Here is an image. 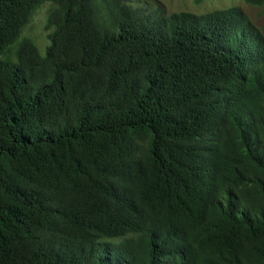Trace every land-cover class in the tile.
<instances>
[{
  "label": "trees",
  "instance_id": "16d2710c",
  "mask_svg": "<svg viewBox=\"0 0 264 264\" xmlns=\"http://www.w3.org/2000/svg\"><path fill=\"white\" fill-rule=\"evenodd\" d=\"M131 3L0 0V264H264V28Z\"/></svg>",
  "mask_w": 264,
  "mask_h": 264
},
{
  "label": "rangeland",
  "instance_id": "374dc122",
  "mask_svg": "<svg viewBox=\"0 0 264 264\" xmlns=\"http://www.w3.org/2000/svg\"><path fill=\"white\" fill-rule=\"evenodd\" d=\"M132 3H134L135 6L143 5L150 10H161L165 15L176 11L202 14L216 9H222L230 5H237L247 13L249 18L259 28H264V6L249 4L243 0H203L200 3H195L193 0H132ZM45 10L46 5L37 8L33 13L30 22L23 29V32L26 35L32 37L38 43L42 41L43 37L40 29L44 24Z\"/></svg>",
  "mask_w": 264,
  "mask_h": 264
},
{
  "label": "clouds",
  "instance_id": "9594fccd",
  "mask_svg": "<svg viewBox=\"0 0 264 264\" xmlns=\"http://www.w3.org/2000/svg\"><path fill=\"white\" fill-rule=\"evenodd\" d=\"M237 6V5H236ZM240 8V7H239Z\"/></svg>",
  "mask_w": 264,
  "mask_h": 264
}]
</instances>
